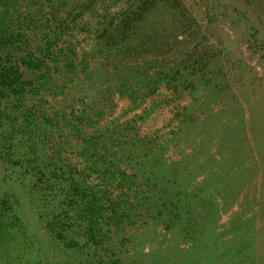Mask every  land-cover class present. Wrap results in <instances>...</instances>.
<instances>
[{"label": "rangeland", "instance_id": "obj_1", "mask_svg": "<svg viewBox=\"0 0 264 264\" xmlns=\"http://www.w3.org/2000/svg\"><path fill=\"white\" fill-rule=\"evenodd\" d=\"M0 264H264V0H0Z\"/></svg>", "mask_w": 264, "mask_h": 264}, {"label": "trees", "instance_id": "obj_2", "mask_svg": "<svg viewBox=\"0 0 264 264\" xmlns=\"http://www.w3.org/2000/svg\"><path fill=\"white\" fill-rule=\"evenodd\" d=\"M12 232L14 233V230ZM12 232L8 231V234H12Z\"/></svg>", "mask_w": 264, "mask_h": 264}]
</instances>
